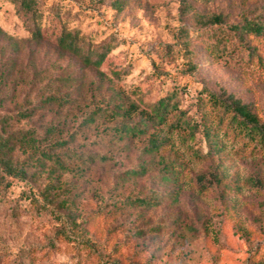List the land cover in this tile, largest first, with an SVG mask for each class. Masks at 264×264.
<instances>
[{"label":"rangeland","instance_id":"1","mask_svg":"<svg viewBox=\"0 0 264 264\" xmlns=\"http://www.w3.org/2000/svg\"><path fill=\"white\" fill-rule=\"evenodd\" d=\"M121 1L119 9L114 0H41L36 40L33 20L0 0V118L13 117L10 130L40 129L47 149L66 141L54 150L61 167L32 147L16 151L29 177L0 185V264H264V147L222 130L212 149L199 125L206 89L241 98L264 119V31L229 26L264 20V0H187L202 19L226 17L213 25L181 0ZM63 29L80 30V55L58 45ZM108 45L101 64L84 60ZM168 95L177 108L165 122L122 131L153 117ZM131 104L128 117L99 110ZM206 107L213 126L217 113Z\"/></svg>","mask_w":264,"mask_h":264},{"label":"trees","instance_id":"2","mask_svg":"<svg viewBox=\"0 0 264 264\" xmlns=\"http://www.w3.org/2000/svg\"><path fill=\"white\" fill-rule=\"evenodd\" d=\"M40 1L41 0H15V2L19 5V12L23 13L28 20H33L32 27V35L38 40L42 37V26L37 23L40 22L42 18V13L40 11ZM116 7L122 8L121 0H114ZM182 9L185 13H191L194 16H198L199 20L207 22L208 24H222L226 23V17L222 13H213L209 16H206V19H202V15H198L197 12L191 11L193 10L191 5L187 2V0H181ZM191 11V12H190ZM235 31H244L248 35L255 34L259 35L264 31V20L263 19H246L242 25L233 24L229 25ZM0 31H3L0 29ZM56 39L58 45L66 50H69L74 55L81 54V46H80V30L79 29H63L60 34L56 35ZM111 46L103 48L101 52L97 53V59L95 61H91L90 56L85 57V61L89 63L101 64L104 62L107 53L109 52ZM189 70H196V65L191 63L188 65ZM206 92V96L200 98L199 100V108L201 109V121L200 127L203 133L204 138L207 140L210 148L213 147L219 149L221 143L217 138V132L224 131L225 135L232 134L235 138H248L246 145H250L254 143L253 150L257 148L264 147V119H262L256 111L253 110L249 103H245L241 98L234 96L233 94H228L226 91H222L220 94H217L211 90L204 91ZM171 96H165L159 99L153 110V117L148 115L145 116L144 119L141 120L142 124L137 125L134 124L132 126L126 125L124 126L123 132L127 133H140L146 134L148 132V124L152 118H157L161 123L165 122L168 118L169 114L173 112L177 105H172ZM45 100L54 101L59 100L60 103H72V98L68 95H64L58 98L57 95H50ZM211 104V111L217 113V124L213 125L210 122V116L208 114L207 104ZM102 113L110 118H114L115 116L128 117L131 116L137 110V106L131 104L127 108H120L116 110L115 108L108 109V107L99 109ZM23 117L30 118L32 116V112L26 111L21 114ZM93 113H90L85 119L94 120L92 116ZM91 117V118H90ZM14 121L13 117L10 115H4L0 118V185L8 186L9 179L17 178L22 181H27L29 177V168L30 163L27 159L20 160L16 156V151L19 150V146L21 147H32L35 152H38L39 155L43 159H48L54 161L58 166H64L65 164L62 162L61 156L57 153V148L63 147L66 144L65 140H57L53 143H47L50 146L58 145L57 148L47 149L42 144L48 142V137L42 136L40 129L37 128H28L22 129L19 127H15L12 130L9 129L10 122ZM188 128H192L189 122L186 123ZM186 127V126H184ZM197 127V125H196ZM53 132L55 127H50L47 131ZM195 131H191V136H194ZM161 146L158 139L151 135L150 137V149L156 150ZM217 152V151H215ZM171 172V169H170ZM215 178L217 176L215 175ZM200 183L202 186L205 184V176H199ZM220 179H217L219 182ZM41 198L45 201L44 206H52L55 194L48 189H44L40 191ZM40 202V200H39ZM141 203L149 204V202L145 201V199H140ZM63 218H66L63 216ZM68 225V230L64 229V234H68L70 229H72L71 224ZM103 264H122L117 260L107 261Z\"/></svg>","mask_w":264,"mask_h":264}]
</instances>
